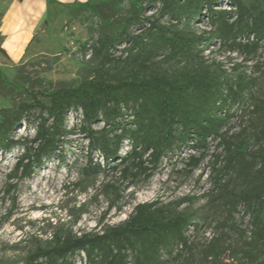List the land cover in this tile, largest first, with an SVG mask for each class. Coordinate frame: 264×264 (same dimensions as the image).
Returning <instances> with one entry per match:
<instances>
[{
	"label": "trees",
	"instance_id": "trees-1",
	"mask_svg": "<svg viewBox=\"0 0 264 264\" xmlns=\"http://www.w3.org/2000/svg\"><path fill=\"white\" fill-rule=\"evenodd\" d=\"M128 1L127 14L116 19L96 9L109 2L87 0L74 5L94 13L103 25L98 38L82 46L98 63L90 78L76 86L27 90L13 85L0 69L6 85L28 94V101L0 109V152L23 150L10 179H30L45 161L63 158L67 138L76 131L88 141L83 179L112 170L127 182L126 188L150 179L164 157L186 147L200 151V156L190 154L186 162L195 170L210 143L217 141L225 164L217 167L221 156L217 155L215 187L223 189L220 198L232 207L242 202L253 211L248 245L259 251L264 248V155L251 152L245 140L234 142L226 129L234 117L232 110L245 103L256 79L245 74L232 78L221 64L209 62L204 51L218 45L246 61L263 55L264 0ZM200 23L209 29L197 31ZM72 111L81 119L69 128ZM253 113L264 119V107L256 106ZM22 124H33L32 138L16 137ZM125 146L128 149L121 155ZM95 155L102 162L94 161ZM230 171L245 184L239 194H230L228 181L223 182ZM109 202V209L117 204L114 199ZM195 216L159 201L140 203L119 225L81 234L54 232L50 242L37 246L24 264H77L74 257L81 252L85 258L80 264H171L179 247H189L187 231ZM221 240L210 242L206 258L220 256ZM261 252L260 257L249 254L255 264H264V249Z\"/></svg>",
	"mask_w": 264,
	"mask_h": 264
},
{
	"label": "rangeland",
	"instance_id": "rangeland-1",
	"mask_svg": "<svg viewBox=\"0 0 264 264\" xmlns=\"http://www.w3.org/2000/svg\"><path fill=\"white\" fill-rule=\"evenodd\" d=\"M101 1L109 2L96 8L106 18H120L128 12V0ZM76 3L79 2L49 3L46 15L40 12L31 16L28 21L35 30L21 51L13 49L9 55L0 38V69L13 85L27 90L59 89L76 86L90 78L98 60L84 53L82 46L96 40L103 25L94 13L75 7ZM12 4L13 0H0V21ZM196 29L202 31L209 27L200 23ZM204 56L209 62L221 64L232 78L245 74L256 79L245 103L232 110L234 117L226 129L234 142L245 140L251 152L264 155V119L253 113L256 106L264 107V64H261L264 53L246 61L239 53H229L212 45L205 49ZM237 65L241 66L234 70ZM40 80L43 83L39 84ZM26 101V91H17L0 78V109ZM80 119L81 115L72 111L68 114L67 126L79 125ZM34 134L33 124H22L16 130L17 138H32ZM87 143L83 134L74 132L67 138L63 158L55 156L45 161L30 179L23 181L10 179L22 148L6 154L0 152V262L24 264L28 255L37 246L47 245L56 231L81 234L119 225L129 218L137 204L153 201L196 214L187 231L189 247H179L171 264H255L250 255L261 256L264 248L256 251L248 245L253 237V211L242 202L232 207L220 198L225 194L223 189L215 187L216 156L221 155L217 167L225 164V153L217 141L210 143L205 159L195 170H190L186 162L190 154L200 156V151L186 147L164 157L150 179L140 180L129 188L112 170L92 173L83 179L82 169L88 163ZM127 149L125 146L121 155ZM247 159L252 160L250 156ZM94 161L102 162V158L95 155ZM258 168L259 164L255 169ZM223 182L229 184L232 195L245 187L235 171L226 173ZM110 199L117 201L112 209H109ZM215 239H222L224 244L219 248L220 256L206 258L205 251ZM74 258L80 264L85 254L78 253Z\"/></svg>",
	"mask_w": 264,
	"mask_h": 264
},
{
	"label": "crops",
	"instance_id": "crops-1",
	"mask_svg": "<svg viewBox=\"0 0 264 264\" xmlns=\"http://www.w3.org/2000/svg\"><path fill=\"white\" fill-rule=\"evenodd\" d=\"M57 1L59 3L84 2V0ZM49 8L48 1L43 4L41 0H13L12 6L2 15L0 21V38H2L3 48L9 55L13 54V49L21 51L24 42L32 38L35 28H31L29 18L40 12L46 15Z\"/></svg>",
	"mask_w": 264,
	"mask_h": 264
}]
</instances>
